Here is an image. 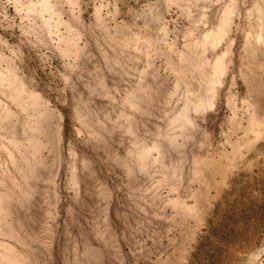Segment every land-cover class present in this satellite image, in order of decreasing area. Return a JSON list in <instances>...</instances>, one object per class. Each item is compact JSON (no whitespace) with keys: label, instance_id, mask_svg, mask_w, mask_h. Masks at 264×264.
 Returning a JSON list of instances; mask_svg holds the SVG:
<instances>
[{"label":"rangeland","instance_id":"1","mask_svg":"<svg viewBox=\"0 0 264 264\" xmlns=\"http://www.w3.org/2000/svg\"><path fill=\"white\" fill-rule=\"evenodd\" d=\"M263 35L264 0H0V264H264Z\"/></svg>","mask_w":264,"mask_h":264},{"label":"bare ground","instance_id":"2","mask_svg":"<svg viewBox=\"0 0 264 264\" xmlns=\"http://www.w3.org/2000/svg\"><path fill=\"white\" fill-rule=\"evenodd\" d=\"M256 34H257V32H256V33L254 32V35H255L254 38H256V36L258 35V34H257V35H256ZM260 35H262V34L259 33V36H260ZM250 36H252V35H250ZM247 37H248V36H247ZM261 37H262V36H261ZM263 37H264V35H263ZM249 38H250V37H249ZM249 38H248V39H249ZM252 38H253V37H252ZM252 38H251V39H252ZM257 38H258V37H257ZM257 38H256V41H258ZM260 39H261V38H260ZM260 39H259V40H260ZM263 39H264V38H263ZM249 40H250V39H249ZM249 40H248V41H249ZM253 40H254V39H253ZM253 40H252V41H253ZM261 40H262V39H261ZM261 40H260V41H261ZM253 42H254V41H253ZM253 42H252V43H253ZM256 43H257V42H255V45L257 46ZM261 43H264V42H261ZM253 44H254V43H253ZM260 45H262V44H260ZM247 46H248V43H247ZM247 46H246V47H247ZM252 46H253V48H254V45H252ZM252 46H251V48H252ZM256 46H255V48L257 49V47H259V46H257V47H256ZM247 48H249L248 51H251V50L253 49V48H252V49L250 48V45H249ZM255 48H254L253 50H256ZM253 50H252V51H253ZM246 51H247V50H246ZM253 52H254V51H253ZM253 52H248V53H250V56H249V57H251V55H252ZM248 53H247V54H248ZM262 53H263V52H262ZM250 59H251V58H250ZM251 61H253V60H250V62H251ZM251 63H252V62H251Z\"/></svg>","mask_w":264,"mask_h":264}]
</instances>
